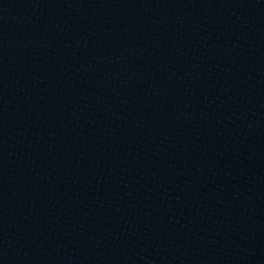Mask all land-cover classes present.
Wrapping results in <instances>:
<instances>
[{"label": "water", "instance_id": "obj_1", "mask_svg": "<svg viewBox=\"0 0 264 264\" xmlns=\"http://www.w3.org/2000/svg\"><path fill=\"white\" fill-rule=\"evenodd\" d=\"M0 264H264V0H0Z\"/></svg>", "mask_w": 264, "mask_h": 264}]
</instances>
